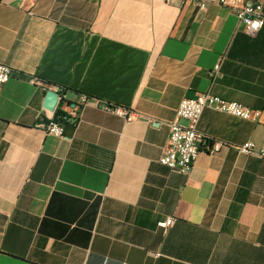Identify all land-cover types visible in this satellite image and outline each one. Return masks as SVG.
<instances>
[{
	"label": "crops",
	"instance_id": "1",
	"mask_svg": "<svg viewBox=\"0 0 264 264\" xmlns=\"http://www.w3.org/2000/svg\"><path fill=\"white\" fill-rule=\"evenodd\" d=\"M0 62L13 69L0 88V264H264V28L194 0H0ZM31 76L72 103L93 98L64 137L45 132L48 90ZM199 92L261 115L205 109L199 131L227 146L203 147L183 174L160 157Z\"/></svg>",
	"mask_w": 264,
	"mask_h": 264
},
{
	"label": "built area",
	"instance_id": "2",
	"mask_svg": "<svg viewBox=\"0 0 264 264\" xmlns=\"http://www.w3.org/2000/svg\"><path fill=\"white\" fill-rule=\"evenodd\" d=\"M200 9H205L209 3H217L234 11L239 22L243 24L248 34L255 35L264 28V0H194ZM13 69L11 66L0 62V88L10 81ZM212 76H222L221 63L215 65ZM30 82L37 88L53 90L58 93L54 110L47 111L48 121L45 132L50 135L64 137L66 123L76 125L83 105L93 100L86 94L79 96L77 103H72L67 95V88L60 85L46 84L37 76H31ZM112 108V107H111ZM121 115L128 119L139 117L128 109L113 107ZM211 108L230 115L257 122L261 115L260 109H254L240 102L229 100L210 92H199L194 97L181 100L175 119L170 122L168 144L165 146L160 162L172 170L188 174L196 162L200 152L205 147L210 152H216L221 147L227 146L226 142L214 140L209 142L206 135L199 131L198 124L205 109ZM255 144L247 141L238 150L251 154ZM264 155V152H262ZM175 219L170 217L158 223V227L164 231L170 228Z\"/></svg>",
	"mask_w": 264,
	"mask_h": 264
},
{
	"label": "water",
	"instance_id": "3",
	"mask_svg": "<svg viewBox=\"0 0 264 264\" xmlns=\"http://www.w3.org/2000/svg\"><path fill=\"white\" fill-rule=\"evenodd\" d=\"M57 99H58V93H56L53 90H49L46 95V101H45L44 107L47 110H51V111L54 110L55 105L57 103Z\"/></svg>",
	"mask_w": 264,
	"mask_h": 264
}]
</instances>
